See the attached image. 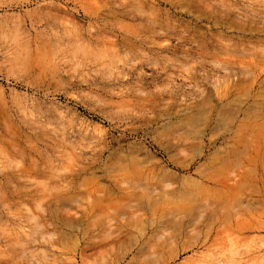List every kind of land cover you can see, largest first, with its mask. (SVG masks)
<instances>
[{"label": "rangeland", "instance_id": "374dc122", "mask_svg": "<svg viewBox=\"0 0 264 264\" xmlns=\"http://www.w3.org/2000/svg\"><path fill=\"white\" fill-rule=\"evenodd\" d=\"M0 264H264V0H0Z\"/></svg>", "mask_w": 264, "mask_h": 264}, {"label": "bare ground", "instance_id": "6f19581e", "mask_svg": "<svg viewBox=\"0 0 264 264\" xmlns=\"http://www.w3.org/2000/svg\"><path fill=\"white\" fill-rule=\"evenodd\" d=\"M140 9V8H139ZM132 28V27H131ZM113 41V40H112ZM114 49V48H113ZM102 56V55H101ZM110 59V58H109ZM116 59V58H115ZM110 60H112V59H110ZM106 65V64H105ZM135 167V166H134ZM145 187V186H144ZM147 187V186H146Z\"/></svg>", "mask_w": 264, "mask_h": 264}]
</instances>
